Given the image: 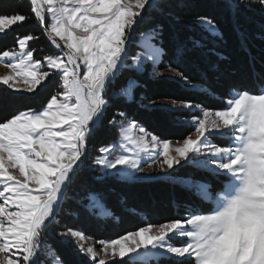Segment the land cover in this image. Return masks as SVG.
<instances>
[{"label": "snow or ice", "instance_id": "obj_1", "mask_svg": "<svg viewBox=\"0 0 264 264\" xmlns=\"http://www.w3.org/2000/svg\"><path fill=\"white\" fill-rule=\"evenodd\" d=\"M195 6L193 0H0V39L12 34L13 40L0 48V65L8 70L0 75V264H46L49 235L74 245L84 264H264V43L254 55L241 24L243 13L258 15L264 42V0L224 4L245 57L238 66L217 50V41H225L217 18L196 13L189 24L200 38L180 35L179 10ZM29 21L39 35L14 31ZM41 36L55 52L37 58L31 42ZM196 50L206 57L201 79L211 74L227 85L222 108L177 99L161 105L138 95L146 73L196 88L178 70ZM50 78L55 90L38 110L7 111ZM133 103L187 111L182 122L193 131L181 140L161 139L130 114ZM103 128L115 130L114 138L93 155L90 145ZM144 163L163 177L145 173ZM109 179H165L188 198L175 201L173 217L89 243L93 238L62 226L59 217L83 211L100 222L111 219L102 187ZM51 264L64 261L55 256Z\"/></svg>", "mask_w": 264, "mask_h": 264}, {"label": "trees", "instance_id": "obj_2", "mask_svg": "<svg viewBox=\"0 0 264 264\" xmlns=\"http://www.w3.org/2000/svg\"><path fill=\"white\" fill-rule=\"evenodd\" d=\"M5 5H12L15 0H2ZM226 0H193L196 5L191 8H183L179 10L181 17L180 23L177 25L178 31L182 37L200 38L201 33L189 24V20L196 13L210 15L218 19L221 25V30L225 33V41H217V50L221 55H229L233 60L234 65H241L245 57L238 52V41L235 33L232 31V20L228 10L224 7ZM261 19L258 15L245 12L241 15V24L247 29L250 36V47L254 55L259 56L262 47L259 39L258 30L261 25ZM16 33L21 35L32 32L39 35L40 29L35 21L26 22L22 27L14 29ZM208 46H212L211 39L205 41ZM13 43L12 34L8 37L0 39V48L11 46ZM164 46L169 50V54L163 57L165 63L170 61V49L172 44L169 39H165ZM31 47L36 48L35 53L37 58H41L46 54H53L55 50L51 48L48 42L41 36L37 41L31 42ZM135 50H139L138 48ZM216 59V57H211ZM206 65V57L201 50L191 52L186 61L179 62L178 70L183 71L185 75L197 86L190 88L185 86L177 78H150L146 73L140 77L143 87L138 89V95L149 98L151 101H168L177 99L181 101L191 100L202 104L208 108H222L223 101L227 99V85L225 81L217 79L209 74L207 81L201 79L200 69ZM173 66L177 67V63L173 61ZM159 71H164L162 63ZM57 81L51 79L44 86L38 89L36 94H25L14 103L9 105L7 111H12L13 107H25L39 109L46 99L55 90ZM212 90L211 94H206L204 88ZM2 91V88H0ZM149 100H145L148 103ZM131 115L149 131L160 136L161 139H170L173 141L181 140L184 136L190 134L193 129L185 125L182 121L190 118V113L180 112H165L161 108H144L138 103H133L128 106ZM199 114V113H196ZM177 117L181 122L177 121ZM115 130L103 128L100 129L90 145V151L93 155L97 154L95 149L102 144L109 143L114 138ZM181 175H186V170H182ZM200 179H212L206 177L204 173H196ZM107 196V206L114 212V216L104 222L94 219L87 213L80 211L78 215L61 214L59 217L62 226H69L81 229L86 236L91 237L93 241L100 239H113L119 235H123L127 231L135 230L139 226H144L148 222L157 223L173 217L177 214L175 201L187 199L188 194L184 193L181 188L170 186L165 179L152 180H136L126 181L109 179L103 186ZM219 190V183L213 180V191ZM195 199V197H192ZM124 203L121 204L120 201ZM210 205L203 204L202 207L207 208ZM66 207H75L66 205ZM60 228L55 231H60ZM48 243L51 246L52 258L59 256L64 264H84L85 258L76 250L72 244L59 243L52 235L48 236ZM42 259H44L42 257ZM51 258L46 261L50 263Z\"/></svg>", "mask_w": 264, "mask_h": 264}, {"label": "rangeland", "instance_id": "obj_3", "mask_svg": "<svg viewBox=\"0 0 264 264\" xmlns=\"http://www.w3.org/2000/svg\"><path fill=\"white\" fill-rule=\"evenodd\" d=\"M8 70L5 69L2 65H0V75H3L7 72ZM168 75H171V73H169ZM159 78H164V77H159ZM175 77H173L172 79H174ZM47 82V81H46ZM45 82V83H46ZM45 85V84H44ZM30 95V94H29ZM167 102L168 101H159V102H156L157 104H161V105H167ZM38 110V109H37ZM222 144H226L227 141H221ZM144 170H145V173L149 174V175H153V176H160V177H163V173H160L159 170L156 168L155 165L152 166V168H149L148 167V163H144ZM183 169H180L179 170V173L181 174ZM145 173H141L139 174L140 176H144ZM140 180H152V179H140ZM126 181H136V180H126ZM89 243H95V241L93 240H89ZM71 244V243H70ZM74 246V245H73ZM75 247V246H74ZM77 250V249H76ZM52 256V255H51ZM44 258V257H43ZM52 259V257H49ZM50 263H51V260H50Z\"/></svg>", "mask_w": 264, "mask_h": 264}]
</instances>
